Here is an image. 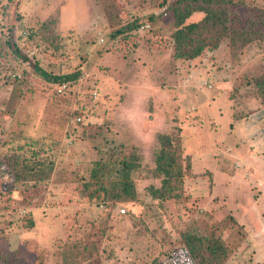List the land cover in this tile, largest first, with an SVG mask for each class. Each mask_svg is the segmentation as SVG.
<instances>
[{
  "label": "rangeland",
  "instance_id": "rangeland-1",
  "mask_svg": "<svg viewBox=\"0 0 264 264\" xmlns=\"http://www.w3.org/2000/svg\"><path fill=\"white\" fill-rule=\"evenodd\" d=\"M169 1L0 0V264H190L181 230L208 233L227 220L225 238L246 236L226 264H264V105L255 87L264 40L232 49L225 39L177 59ZM30 57L51 74L79 75L48 80ZM171 130L197 176L163 202L151 191L162 185L159 136ZM120 150L138 154V199L111 210L88 200L82 183L94 161ZM38 159L66 177L12 178L8 162L26 176Z\"/></svg>",
  "mask_w": 264,
  "mask_h": 264
},
{
  "label": "trees",
  "instance_id": "trees-1",
  "mask_svg": "<svg viewBox=\"0 0 264 264\" xmlns=\"http://www.w3.org/2000/svg\"><path fill=\"white\" fill-rule=\"evenodd\" d=\"M241 7L247 8V11L242 12ZM166 9L171 10L173 15L175 26L172 33L173 55L177 59H195L206 48H219L225 39L232 49H241L256 40H264V5L259 3L251 5L247 4L246 0H170L164 11ZM194 14L199 16L191 18ZM135 26L138 25L133 24V27ZM15 51L18 56L27 57L17 46ZM28 60L40 76L54 82L72 80L79 75L78 72L51 74L36 60L31 57ZM255 87L264 105V72L256 76ZM159 140L160 149L156 154V167L163 175L162 185L152 188L151 194L154 199L169 202L186 193L187 179L189 182L197 175L192 172L191 158L184 155L179 130L162 133ZM33 154L38 157L39 151L34 150ZM53 162L50 160L46 163L38 159L37 165L29 168L32 172L26 176L21 171H16L12 163L7 164L12 178L16 181L23 183L28 179L39 182L37 184L48 183L47 181L56 184L66 175L56 171ZM138 166L139 157L136 151L131 150L129 155L125 151L111 152L107 159L100 158L89 167L88 178L82 183L83 195L90 201L102 202V205L110 207L111 210L116 203L137 200L138 189L132 173ZM231 217L234 220L232 225L237 230L241 229L242 225L233 216ZM230 223L227 220L223 227L212 225L208 233L188 228L181 230L180 241L189 263L226 264L246 236L245 232H241L238 238H225L222 231L231 226ZM154 264L162 263L154 261Z\"/></svg>",
  "mask_w": 264,
  "mask_h": 264
},
{
  "label": "built area",
  "instance_id": "built-area-1",
  "mask_svg": "<svg viewBox=\"0 0 264 264\" xmlns=\"http://www.w3.org/2000/svg\"><path fill=\"white\" fill-rule=\"evenodd\" d=\"M66 85H67L66 83H62V85H61V86H62V87H66ZM120 211H121L122 213H124V212H125V209H124V208H122Z\"/></svg>",
  "mask_w": 264,
  "mask_h": 264
},
{
  "label": "crops",
  "instance_id": "crops-1",
  "mask_svg": "<svg viewBox=\"0 0 264 264\" xmlns=\"http://www.w3.org/2000/svg\"><path fill=\"white\" fill-rule=\"evenodd\" d=\"M193 166H194V163H193ZM192 172H193V170H192ZM194 173V172H193Z\"/></svg>",
  "mask_w": 264,
  "mask_h": 264
}]
</instances>
